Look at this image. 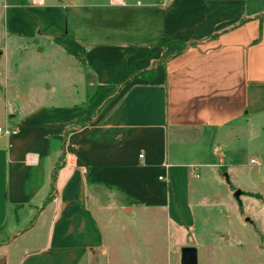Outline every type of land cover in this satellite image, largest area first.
<instances>
[{
    "label": "crops",
    "instance_id": "0c3cea01",
    "mask_svg": "<svg viewBox=\"0 0 264 264\" xmlns=\"http://www.w3.org/2000/svg\"><path fill=\"white\" fill-rule=\"evenodd\" d=\"M156 1L2 0L5 30L65 50L79 84L0 99L17 130L0 134V264H96L120 208L192 228L195 169L244 167L251 150L264 196V0Z\"/></svg>",
    "mask_w": 264,
    "mask_h": 264
},
{
    "label": "rangeland",
    "instance_id": "374dc122",
    "mask_svg": "<svg viewBox=\"0 0 264 264\" xmlns=\"http://www.w3.org/2000/svg\"><path fill=\"white\" fill-rule=\"evenodd\" d=\"M4 1L10 5L16 0ZM4 13L0 7V99L5 96L16 100L20 90L30 94L36 88L43 90V85L51 87L52 95L56 93L53 98L73 97L79 83L70 85L66 51L41 36L24 42L11 35L4 28ZM76 70L79 76L82 72L83 92L88 100L96 87L83 66ZM241 158L246 164L241 168L195 169L200 178L190 184L195 222L192 228L176 229L160 209L120 208L101 219L104 250L96 264H180V250L185 246L197 249V264H264V196L250 193L260 186L251 179L261 159L253 150ZM261 184L264 188L263 179ZM237 190L241 192L238 199L234 197Z\"/></svg>",
    "mask_w": 264,
    "mask_h": 264
},
{
    "label": "water",
    "instance_id": "95a60500",
    "mask_svg": "<svg viewBox=\"0 0 264 264\" xmlns=\"http://www.w3.org/2000/svg\"><path fill=\"white\" fill-rule=\"evenodd\" d=\"M240 191L234 193L236 199L240 196ZM197 249L193 246H185L180 250V264H197Z\"/></svg>",
    "mask_w": 264,
    "mask_h": 264
},
{
    "label": "built area",
    "instance_id": "2783aa9c",
    "mask_svg": "<svg viewBox=\"0 0 264 264\" xmlns=\"http://www.w3.org/2000/svg\"><path fill=\"white\" fill-rule=\"evenodd\" d=\"M31 2L33 4H41L43 3V0H31ZM156 2H157V5L164 7L169 3V0H157ZM16 133H17V130L0 127V134L4 136H12V135H15ZM140 157H142V155H140ZM159 178L161 179V177Z\"/></svg>",
    "mask_w": 264,
    "mask_h": 264
}]
</instances>
